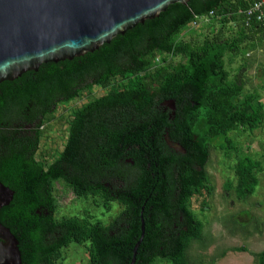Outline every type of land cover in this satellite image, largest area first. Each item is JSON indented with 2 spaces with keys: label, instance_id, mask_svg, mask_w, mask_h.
I'll return each mask as SVG.
<instances>
[{
  "label": "trees",
  "instance_id": "16d2710c",
  "mask_svg": "<svg viewBox=\"0 0 264 264\" xmlns=\"http://www.w3.org/2000/svg\"><path fill=\"white\" fill-rule=\"evenodd\" d=\"M251 6L252 1L246 0L172 4L159 17L119 34L94 52L43 63L39 70L0 82V181L15 191L0 218L18 237L24 264H58L64 248L73 243L88 246L91 264H131L142 235V215L146 233L136 264L162 260L194 264L188 250L204 240L205 224L193 206L195 198H202L201 208L210 207L215 189L208 171L211 154L221 149L232 155L239 150L237 135L253 134L264 123L261 93H246L244 68L232 79L228 66L235 56L256 48L258 37L264 40L262 25L256 20L246 22L245 11ZM218 24V31L211 33ZM188 27L196 30L188 32ZM112 82L115 87L109 92L73 110L68 142L53 162L38 159L45 128L57 119L59 105L80 97L84 90L91 95L95 86L107 88ZM167 134L187 153L171 149ZM137 145L151 148L154 162L167 156L162 153L159 159L160 149H169L180 161L175 177L183 188L180 212L189 230L175 235L171 244L153 237L157 215L146 204L148 172L144 169L132 182L136 174L127 160L142 157ZM241 154L235 167L237 185L230 182L228 188L234 187L246 199L256 192L262 165L250 152ZM189 159L197 160L201 170L191 167ZM103 177L111 183L118 177L119 182L111 189ZM58 182L107 211L115 201L122 210L110 223L87 209L83 215L54 220L60 234L48 249L39 210L58 209ZM54 221L50 216V224ZM32 250L39 251L38 257ZM256 257L264 264V250Z\"/></svg>",
  "mask_w": 264,
  "mask_h": 264
},
{
  "label": "rangeland",
  "instance_id": "374dc122",
  "mask_svg": "<svg viewBox=\"0 0 264 264\" xmlns=\"http://www.w3.org/2000/svg\"><path fill=\"white\" fill-rule=\"evenodd\" d=\"M186 30H196L199 34V26ZM220 25L211 28L210 32H216ZM206 33H209L206 30ZM229 33L230 36L235 35ZM227 33L226 36H229ZM256 48L249 49L246 54L234 57L228 63L232 73V79L244 68L243 77L247 82L246 93L259 90L264 102V40L259 37L256 40ZM103 88L95 86L93 94L89 89L84 90L80 97L63 102L59 105L57 119L45 128L38 159L48 160L50 163L63 151L68 136L69 121L74 109L80 108L88 99L101 96L115 87ZM238 151L227 155L223 150L216 149L212 152L208 171L214 186V194L210 200L208 210L201 208L202 198L194 200V208L198 216L205 224V238L203 241L194 242L188 250L190 261L194 264H259L256 254L264 250V123L253 134L237 135ZM236 138V137H235ZM250 148V149H249ZM250 152L253 159L261 162L262 169L258 173L259 185L256 192L250 197L240 198L236 189L228 188L230 182L237 185L236 163L241 153ZM58 198L57 217L81 215L86 208H91L97 218L105 223L122 210L120 202L113 203V209L107 211L105 207H93L91 198L88 201L79 199L72 189L58 182L56 186ZM246 248V250H237ZM64 257L58 264H91L87 245L73 243L63 250ZM159 264H171L168 261H160Z\"/></svg>",
  "mask_w": 264,
  "mask_h": 264
},
{
  "label": "water",
  "instance_id": "95a60500",
  "mask_svg": "<svg viewBox=\"0 0 264 264\" xmlns=\"http://www.w3.org/2000/svg\"><path fill=\"white\" fill-rule=\"evenodd\" d=\"M190 0H0V82L14 80L43 63L94 52L170 5ZM175 104H173V107ZM175 148L184 147L167 135ZM15 191L0 181V216ZM144 210V209H143ZM135 245L131 264L146 233ZM0 264H24L20 241L0 218Z\"/></svg>",
  "mask_w": 264,
  "mask_h": 264
},
{
  "label": "flooded vegetation",
  "instance_id": "af4514ba",
  "mask_svg": "<svg viewBox=\"0 0 264 264\" xmlns=\"http://www.w3.org/2000/svg\"><path fill=\"white\" fill-rule=\"evenodd\" d=\"M173 108H175V106ZM132 137H135L133 133H132ZM67 142H68V136L66 139V144ZM175 143H178V142H175ZM168 145L170 146L171 149L177 150V152H184L185 154L187 153V150L185 148L184 150H180L178 148H175L169 142H168ZM137 146L139 147V149H141L139 153L141 154L142 157H140V159L137 160L136 158L132 156V159L127 160V162L132 164V171H134L136 174V176L132 175V182L139 179L142 176V172L144 171V169L148 172L147 182L150 184V186H149V195H148L146 204L150 203L151 204L150 208L155 210L156 215H157V218H155V220L153 221V231H154L153 237L155 238L156 242L159 241L164 244H171L173 242L175 235L181 236L183 233V230H186V231L189 230L188 221L185 215L180 212V208H181L180 199L183 193V188L181 184L177 182L176 177H175L179 174L180 169H181L180 161L174 154H171V151L169 149H164L162 151L160 149L158 151L159 159L161 158L162 153L163 155H167V156L165 157L163 156L160 162H154L151 148L149 151H147L145 147H142L141 145H137ZM133 148H136V147L132 143V149ZM188 163L191 167L201 170V167L199 166V163L197 162V160L189 159ZM117 178L114 180L113 183H111L107 180V178L103 177L102 182H104L105 186L110 187L111 189H114V184L117 185L119 182ZM154 181L159 182L160 185L158 187L157 186L153 187L152 183ZM76 196L83 201L89 200V199L79 197L77 194ZM164 198H169L170 201H164ZM152 199H155L153 201L154 203H152ZM115 202H118V201H115ZM96 203H97L96 201H94V203L90 202V205L92 207L93 205L95 207H98ZM86 209L89 210V213L91 212L90 207ZM86 209L83 211L81 215H83L86 212ZM57 212H58V209L54 212H50L47 209L45 213H43L42 210H39V215L43 222L42 224L43 226H41V231L45 235L44 241L48 249L52 247V245L55 244L53 240L59 237V234H60L59 230L61 228L58 225L55 226V221H54V220L60 219L57 217ZM50 216L53 217L54 224H50ZM32 252H34V250H32ZM38 255H39V251L34 252L35 257H38Z\"/></svg>",
  "mask_w": 264,
  "mask_h": 264
},
{
  "label": "built area",
  "instance_id": "2783aa9c",
  "mask_svg": "<svg viewBox=\"0 0 264 264\" xmlns=\"http://www.w3.org/2000/svg\"><path fill=\"white\" fill-rule=\"evenodd\" d=\"M252 1V6L245 11L246 22L251 24L252 21L256 20L259 22L264 29V0H246ZM213 14V13H212ZM205 20H209L210 17H205ZM161 59L158 58L157 62H160Z\"/></svg>",
  "mask_w": 264,
  "mask_h": 264
}]
</instances>
